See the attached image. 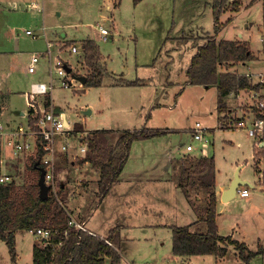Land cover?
<instances>
[{
    "label": "rangeland",
    "instance_id": "1",
    "mask_svg": "<svg viewBox=\"0 0 264 264\" xmlns=\"http://www.w3.org/2000/svg\"><path fill=\"white\" fill-rule=\"evenodd\" d=\"M113 1L116 5L117 0ZM227 1L231 2V0ZM107 4H110V7H107ZM211 5L212 0H138L137 2L119 0L117 7H114L110 1L102 0H18L15 6L4 3V9L0 10V51L7 52L6 54L11 56H8L7 61L4 60L0 66V80L11 92L10 105L24 110L26 100L21 92L30 90L32 83L43 82L47 78L45 74L47 67L44 72H41L39 67L34 73L25 72L29 66L31 53L46 49L43 36L33 37L32 34H26V30L31 29L34 34H40L38 28L44 25L49 38L61 39L65 31L67 37L76 39L77 43L82 37L90 36L99 48L113 59L115 62L113 66L117 71L123 70L127 78L138 77L145 80L141 86H138L139 97L132 93L135 87L128 86L118 90L110 87L103 97L104 103L99 105L100 88L92 87L83 96H77L79 93L74 94V90H82V87L61 86L60 88L56 85L51 94L55 103L65 109L67 106L68 113H71L68 107L79 109L86 103L98 105L93 106V113L86 121V126L90 128H110L118 121V124L121 123L118 126L123 128L165 129L166 133L156 137L133 141L132 147H136L140 152L158 149L163 154L166 150L162 149L178 146L174 151L177 153V159L184 150L186 151L184 146L187 141L192 142L196 147L192 153L200 154L199 142L191 140L189 132V127L195 121H200L211 130L208 133L207 146L208 153L214 155L217 168L216 181L227 182L229 177H233L237 165H241L240 176L253 183L254 186H246L251 197L260 205L256 208L262 212L264 211V166L254 165L253 154L254 147L257 150L261 148L259 150L264 157V145L263 148L259 144L256 145L255 139L249 136L246 130L228 128L225 124L223 127L219 125L220 119L226 123L229 117H244L248 114L253 105L248 93L250 88L240 90L236 94H228L226 101L231 100V102L230 104L226 102V113L219 116L216 111L215 86L210 85L207 88L200 84H186L185 69L190 61L189 55L193 51L192 38L202 36L205 41L207 34L211 35L214 31ZM240 6L238 12L227 9L220 15L221 22L229 17L231 20L225 23L216 39H237L248 43L253 55L252 60L235 64L229 69L240 74H249L252 85H256L261 78L260 75L264 74V54L259 41L264 26L262 23L264 2L241 0ZM99 22L112 31L113 39L110 37L104 41L101 38L100 31L95 27ZM112 26L116 28L113 29ZM11 31L15 36L7 35ZM5 35L8 37L6 38ZM199 38L197 41L200 42ZM54 43L55 46H60L61 41ZM66 45L64 43L60 47L65 48ZM90 71L91 69L86 67L82 74H88ZM232 97L234 99H231ZM4 101L5 104L9 103L7 99ZM19 182H28V172L27 177H20ZM62 202L73 209L70 199L68 202L64 200ZM73 213L75 214L74 211ZM168 219L171 221V218ZM258 219L264 224L263 215H259ZM38 241L39 238L34 231L17 233L15 264H33L32 246L33 242ZM135 245L138 250L146 246L142 242ZM232 251L224 260H217L215 256L209 254H194L187 259L164 255L156 264H237L233 253L231 254ZM150 254L154 255V252L139 253L131 250L128 257L124 256L120 264H129V260L152 263L153 258ZM0 264H14L10 261L7 245L3 240H0ZM253 264H264V255L255 259Z\"/></svg>",
    "mask_w": 264,
    "mask_h": 264
},
{
    "label": "crops",
    "instance_id": "2",
    "mask_svg": "<svg viewBox=\"0 0 264 264\" xmlns=\"http://www.w3.org/2000/svg\"><path fill=\"white\" fill-rule=\"evenodd\" d=\"M102 1H110L114 7H117L119 4V0H117L116 5L113 0ZM4 3L9 4V6L10 4L15 6V4L18 3V0H0V10L4 9ZM31 5H34V3H31ZM107 7H110V4H107ZM97 24L95 27L99 31ZM100 24L104 27L103 23ZM106 28L109 31L108 35L103 36L100 34L104 41H107L110 37L113 39V33L111 34L112 31H110L108 27ZM115 28L116 27H113V29ZM38 29L40 34H36L33 37L38 35L43 36L46 43V49L45 51L32 52L42 54V56L36 61L35 69L32 73L37 71V67L42 70L41 72H44L47 67L45 71L47 78L43 83L50 86V91L36 96V108L39 109L41 107L46 111H52L56 116L60 115V117L63 118V121L72 127V141L65 151L60 150V145L64 141L63 136H58L56 139V149L58 153L56 171L61 188V196L65 202H68V199H70L71 206L73 207V209H70L66 206L67 210L76 221L82 223L86 229L93 231L96 235H99L102 238L107 237L109 234L117 236V251L121 258L120 263L124 256L126 258L128 257L131 250L138 251L139 253H141V251H153L154 255L150 254V257L153 258L152 263H138L134 260H129V264H156L164 255H166L165 257L171 255L172 257L187 259L189 256H175L173 254L171 227L173 225H192L191 229L194 230V228L204 229L205 225L202 219L199 218L198 220V213H196L191 204L188 203L185 194L176 182L181 174L180 166L182 159L189 155L199 156L200 154L192 152L191 154L184 150L183 154L177 159V153L174 151L175 149H178V146L171 147L170 149H162L166 150V153L162 154L158 149L151 150L150 152L144 150H142V152L137 151L136 147H132V143L129 149V156L124 163L117 180L112 183L110 190L101 196L97 184L98 173L91 168L87 160H85V162L81 161L86 152H79L78 147L84 144V136L91 131L107 129L114 132H120V130L130 128L119 127L118 125L121 123L118 124V121H116L115 125L113 124L114 127H102L100 129L90 128L86 126V121L93 113V106L97 107L98 105L86 103L82 105L84 107L80 106L79 109L68 107L69 112H71L68 113L67 106L65 109V107H59L55 103L51 95L52 90L56 85L61 88V81L60 77L52 71V57L54 58L55 55H60L67 63V66L70 67V71L73 74H76V76H86V74H82V72L86 67H89L83 60V46L81 45V42L84 38L91 37H82L77 43L76 39L67 37V32L65 31L62 34L63 37L61 39H51L47 36L44 25H41ZM13 33L14 32L11 31L7 35L9 37H11V35L15 36V33ZM7 35H5L6 38L8 37ZM197 38L199 37L192 38L193 51L189 55V60L191 55L196 52L197 46L203 43L204 37L201 36L199 38L200 42L197 41ZM56 41H61L60 46L64 43L67 45L65 48L55 46L54 42ZM49 43L51 44L48 45ZM73 45L77 47L76 52L71 51ZM48 48H50V53H48ZM99 50L101 53L100 63L105 69L101 78V84L99 86H84L83 83L76 82L70 87H82L83 89L74 90V94L77 92L79 93L77 96H83L86 94V91L92 87L100 88L99 105H101V103H104V101H102L104 99L103 97L110 87L118 90L119 88L131 86L135 87L132 91L134 96L139 97L140 90L138 89V86H141L145 80L143 78L139 79L138 77L135 79L127 78L123 70L117 71V68L113 66V63H115L113 59L109 58V55L105 54L101 48H99ZM6 53L7 52L0 51V66H2L4 60L7 61L8 56H11ZM81 70L83 71L81 72ZM25 72L28 74L26 69ZM116 78L118 80H116ZM126 81L137 82L134 85H129ZM208 86L205 87L208 88ZM28 92L29 90L21 92L24 100H26L24 110L13 105L11 106V92L0 80V173L12 175L15 178L16 184L23 183L19 182L20 177L26 178L27 172L28 183L31 182L33 174L35 173L31 169L34 157L17 154L13 150V147L7 144L9 140L13 141L15 138L14 133L18 130H23L24 134L22 136L25 138L30 140L35 138V136H30L29 134V131L31 132L35 130L29 124L30 118L34 117L35 113L28 105ZM5 99H7L9 103L7 102L5 104ZM226 99H228V97ZM231 99H234V97ZM226 102L230 104L231 100H227ZM75 124H79L83 132H74L73 129ZM191 126L189 127L190 129ZM259 145L263 148L264 139ZM194 149H196V147ZM256 151L257 149L254 147V165H261L263 167L264 157L260 155L257 159L254 158ZM210 155L213 154L208 153V156ZM178 168H180L179 172ZM241 168V165H237L234 170V175L238 172V176L242 180H245L240 176ZM216 173L217 168L215 167V192L217 202L216 220L218 233L222 236H230L233 239L243 242L250 250H256L258 246L264 247V224L258 219L259 215L264 216V211L261 212L256 208L260 205L256 203L257 201L255 198L251 197L250 193L244 198L235 194V196H231L228 199H223V192L228 189L234 175L233 177H229L227 182L221 183L216 181ZM258 179L259 177L257 180ZM248 182L250 183V186H254L253 183L250 181ZM193 194L194 196L191 195V197L196 204H199V202L206 197H204L205 193L201 189L194 190ZM168 218H171V221H169L170 219ZM23 231L26 230H18L16 231V234ZM29 232L32 233V231ZM141 242L146 246H142L138 250L135 244ZM226 248L227 252L224 256L212 255L215 256L217 260H224L230 256V251L233 250L231 254L233 253L237 264H246L237 255V249L232 243L227 244ZM262 255H264V252L251 258L247 264H253L254 260Z\"/></svg>",
    "mask_w": 264,
    "mask_h": 264
},
{
    "label": "trees",
    "instance_id": "3",
    "mask_svg": "<svg viewBox=\"0 0 264 264\" xmlns=\"http://www.w3.org/2000/svg\"><path fill=\"white\" fill-rule=\"evenodd\" d=\"M240 3L241 0H231L230 3L227 0H212L213 34L207 35L205 41L197 46L196 52L190 57L189 65L185 69L186 84L216 87V111L219 116L226 113L225 105L228 94H236L246 88L257 89L258 87V85H252L250 78L244 73L240 74L229 69L235 64H243L252 60L253 55L248 43L237 39H216L225 23L231 20L229 17L221 22L220 15L227 9L238 12L241 8ZM81 45L83 46L84 63L91 69L86 74L83 85L99 86L105 71L100 63L99 46L92 38H84ZM222 67L224 69H221ZM136 82L126 81L129 85H134ZM37 120V114L29 120L30 126L35 130ZM219 125L223 127V120L220 119ZM73 130L83 132L79 124H75ZM161 133H166V130L158 127H141L120 130V132L107 129L94 130L84 136L86 153L81 161L87 160L91 168L98 173L97 184L101 196L107 193L112 183L117 180L129 156L133 141L156 137ZM259 149L261 148H258L254 155L256 159L261 155ZM36 153L31 164V169L35 172L31 182L0 183V239L7 245L10 261L16 263V231L33 232L37 227H49L55 230L50 239L52 243L47 247L41 246L40 242L34 243L33 264H119L121 258L117 251V236L109 234L105 237L112 242L110 244L99 235L67 224L68 213L62 202L59 183L58 199L51 193H48V197L44 200L39 197L40 171L38 167L41 166L40 159L44 154L39 140ZM180 167L181 174L176 183L182 189L188 203L198 213V220L199 218L203 220L205 227L192 230V225H173L171 227L173 254L175 256L194 254L224 256L227 252L226 245L232 243L237 249L239 258L247 264L251 258L263 253L264 247L262 246H258L256 250H250L243 242L218 233L213 155L186 156L182 159ZM197 189H201L206 194L199 204H196L191 197Z\"/></svg>",
    "mask_w": 264,
    "mask_h": 264
},
{
    "label": "built area",
    "instance_id": "4",
    "mask_svg": "<svg viewBox=\"0 0 264 264\" xmlns=\"http://www.w3.org/2000/svg\"><path fill=\"white\" fill-rule=\"evenodd\" d=\"M262 23H264V13L262 18ZM99 27V31L103 36L108 35V29L103 27L100 23L97 24ZM26 34H32L35 36L31 29L26 30ZM259 41L262 44V52L264 54V26L262 33L260 34ZM49 43L48 45H50ZM72 52L77 51V47L73 45L71 47ZM48 53H50V48H48ZM42 56L40 53H32L29 66L26 68V71L32 72L35 69L36 61ZM52 71L56 73L60 77V85L62 87H70L74 85V83L80 81L77 80V76H75L71 71H67V63L62 59L60 55H55L51 60ZM249 76V74H245ZM261 78L258 79L256 85H258L257 89L252 88L248 90L250 94V98H252L253 105L251 106L248 114L244 117H229L228 121L223 122L228 128H239L247 131V134L255 139L256 145L264 139V74L260 75ZM255 85V84H254ZM50 91V86L46 85L43 82H34L30 86V90L27 95V99L29 100L28 105L35 115L38 116V120L36 121L37 129L33 131H29L30 136H35L34 139H28L22 136L24 134L23 130H18L14 133L15 138L13 141L9 140L7 142L8 145L13 147V150L17 154H24L29 156H36L37 152V143L38 140L44 150V154L40 159L41 167L45 171L44 173V183L48 186V193H51L54 197L58 199V192L60 188H58V180L56 177V162L58 158L57 153V137L63 136L64 141L60 145V150L65 151L67 147L71 143L72 138V127L63 121V118L60 115H54V113L50 110L46 111L44 108H36L37 100L36 96L39 94H45ZM39 112V114H38ZM1 127V125H0ZM209 129L207 126H204L200 121H195L190 129V137L191 140H195L199 142L200 155L207 156L209 152L208 148V133ZM187 152L191 153L194 151L195 146L191 142H187L184 146ZM86 143L82 144L78 147V151L81 153H85ZM15 178L10 174H1L0 173V183H10L14 182ZM236 194H238L241 198L249 195L248 186L238 187ZM60 202V201H59ZM68 213V222L67 224L73 225L83 231H88L91 234L96 235L93 231L86 229V227L76 221L70 212L66 209ZM55 230L49 227H37L34 230L36 236H38L41 246L47 247L52 242L50 241L52 233ZM108 243L112 244L110 240L104 239Z\"/></svg>",
    "mask_w": 264,
    "mask_h": 264
},
{
    "label": "water",
    "instance_id": "5",
    "mask_svg": "<svg viewBox=\"0 0 264 264\" xmlns=\"http://www.w3.org/2000/svg\"><path fill=\"white\" fill-rule=\"evenodd\" d=\"M67 67V71H70V67ZM78 81H80L81 83H84L86 77L83 76H77L76 77ZM40 174H39V178H38V186H39V197L44 200L48 197V186L44 183V173L45 171L43 170V168L41 166L38 167ZM246 185H250V183L246 180H242L239 176H238V172L234 175V178L231 180L230 185L228 187V189H226L223 192L222 198L223 199H228L231 196H235L237 188L239 186H246Z\"/></svg>",
    "mask_w": 264,
    "mask_h": 264
}]
</instances>
